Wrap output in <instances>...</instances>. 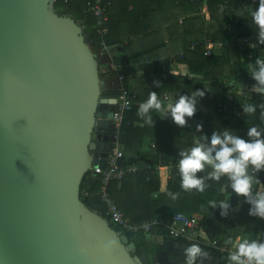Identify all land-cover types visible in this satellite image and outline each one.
I'll list each match as a JSON object with an SVG mask.
<instances>
[{"label": "water", "instance_id": "95a60500", "mask_svg": "<svg viewBox=\"0 0 264 264\" xmlns=\"http://www.w3.org/2000/svg\"><path fill=\"white\" fill-rule=\"evenodd\" d=\"M53 1L0 0V264H143L80 199L109 152L100 105L115 98L100 96L101 55Z\"/></svg>", "mask_w": 264, "mask_h": 264}, {"label": "trees", "instance_id": "16d2710c", "mask_svg": "<svg viewBox=\"0 0 264 264\" xmlns=\"http://www.w3.org/2000/svg\"><path fill=\"white\" fill-rule=\"evenodd\" d=\"M86 1L67 0L65 3V0H56L53 6L57 12L68 13L75 20L83 18L84 27L95 41L94 19L90 13H85ZM258 4L259 0H174V5L182 14H186L183 24L179 25L181 31L178 33V42H175L178 44L165 52L182 51V55L178 54L176 58L180 63L177 72L171 69L173 62L170 55L162 61H154L152 69L149 68L152 63L149 61L152 58L150 49L135 51L113 61L115 66L124 65V62L129 66L128 69L118 67V72L124 75L123 86L135 94L134 103L124 113L119 127L118 141L122 151L118 162L120 165L161 163L165 167L158 171L141 170L121 180L111 181L108 190L131 222L157 217L164 225L156 226L149 232L138 233L125 232L110 225L105 206L99 200L101 183L98 177H89V173L81 181L80 199L118 233L125 234L128 241L133 242L131 254L137 255L143 264H156L155 255L160 264H167L169 260L181 264L183 250L168 249L165 246L166 239L189 245L184 239L173 238L167 232L165 225L169 224L175 212L201 215L199 228L202 234L218 242L217 248L199 243L210 253V264H227L228 253L221 252L219 247L227 245L225 241L229 237L246 235L251 239H264V219L249 216L250 205L244 202V198L231 193V189L228 192L224 190L226 179L220 182L208 181L210 187L203 193L184 192L180 188L176 169L178 152L191 147L197 136L210 137L213 131L223 132L227 129L248 139L246 133L249 127L264 128L259 107L264 104V97L251 93L254 81L249 75L255 59H264V45L254 42L255 47H251L231 40L233 37L256 35L250 13ZM110 12L105 41L111 48L120 46L122 51L129 52L135 40L146 31L113 29ZM125 39L129 40L126 45L123 42ZM207 41L213 43L210 55L204 54ZM191 43H194L193 47ZM168 47L166 45L164 48ZM100 68L101 65L99 75L103 80ZM152 81H159L160 87L151 86ZM197 89L205 91V95L199 98L197 111L188 119L187 127L176 126L169 117L163 118V113H153V127L144 124L137 116L139 104L148 98L151 91H155L166 105L168 100L172 101L179 95H190ZM100 96L115 97L116 91L104 89L101 84ZM219 102L225 108L217 107ZM246 104L256 105L257 111L250 115L244 114L242 106ZM198 125L201 127L199 132L196 131ZM256 176L264 185V171ZM85 189L88 191L87 196H83ZM168 192L179 193V196L173 200L167 195ZM228 196L231 208L226 217L220 215L219 208L209 207L207 210L209 201L225 200Z\"/></svg>", "mask_w": 264, "mask_h": 264}, {"label": "clouds", "instance_id": "9594fccd", "mask_svg": "<svg viewBox=\"0 0 264 264\" xmlns=\"http://www.w3.org/2000/svg\"><path fill=\"white\" fill-rule=\"evenodd\" d=\"M250 17L256 29V43L264 45V0H259ZM256 43L250 46L255 47ZM249 75L254 81L251 93L264 97V59H255ZM153 84L160 87L159 81H153ZM204 95L205 91L197 89L190 95H179L165 105L158 94L151 91L148 98L139 104L137 116L144 124L153 127V113H163V118L169 117L176 126L184 128L188 126V119L195 115L199 98ZM259 107L264 119V104ZM242 110L244 114H254L257 106L246 104ZM196 131H201L199 125ZM246 135L248 139L226 129L223 132L213 131L210 137L197 136L191 147L178 152L176 169L180 188L184 192L203 193L210 187L208 181L226 179L224 190L228 192L231 189V193L244 198V202L250 205L249 216L264 219V185L256 176L264 171V128L249 127ZM167 195L175 200L179 193L168 192ZM229 196L225 200L209 201L207 210L209 207L219 208L220 215L226 217L231 208ZM203 235L206 238V234ZM225 243L231 249L227 264H264V239L229 237ZM181 256V264H204L210 253L199 243H192L183 248Z\"/></svg>", "mask_w": 264, "mask_h": 264}, {"label": "built area", "instance_id": "2783aa9c", "mask_svg": "<svg viewBox=\"0 0 264 264\" xmlns=\"http://www.w3.org/2000/svg\"><path fill=\"white\" fill-rule=\"evenodd\" d=\"M54 0L52 3H54ZM67 0H65V3ZM111 5V0H87L85 13H90L93 16L94 24V34L96 36L95 41L91 38L90 32L84 27V19H78L76 22L81 26L84 38L89 44L91 50L94 54H100L101 58L107 56L110 46L105 41V36L107 35V12L108 8ZM54 8V6H52ZM55 9V8H54ZM56 10V9H55ZM68 14V13H66ZM231 40L237 42H243L248 45L256 42L255 36H247L243 38L233 37ZM191 46H194V43H191ZM213 48V43L207 41L204 54L210 55V51ZM182 55V52L179 53V56ZM250 57V56H249ZM101 60V59H100ZM110 68H115L113 61H110ZM124 75L119 73L116 75V82L118 83L116 87L112 88L116 91L114 109L112 111L111 117V146L105 163L103 166H95L89 171V176L98 177L101 187L99 189V200L104 204L106 214L109 216L112 223L117 225L119 229L129 232V233H138V232H149L152 228L164 225L161 219L157 217L148 218L140 222H131L125 213L118 207L114 199L111 197L108 186L111 181L121 180L127 175L137 173L141 170L152 171L159 170L163 167L161 163H156L154 165L150 163L136 164L131 163L128 165H120L118 160L121 156V145L118 141L119 127L123 121L124 113L128 111L132 105L133 100L135 99V94L123 86L122 81ZM167 101V100H166ZM168 102V101H167ZM166 102V103H167ZM137 104V103H136ZM225 106L222 105V102H219L217 107ZM154 146V144H152ZM170 165H168L169 167ZM88 191L83 190V196H87ZM201 220V215L198 213L185 214L182 212H175L169 224L165 225L168 234L173 238L184 239L189 245L192 243H202L207 244L211 247H218V242L216 240H210L202 234L199 223ZM221 252H229V245H222L219 247Z\"/></svg>", "mask_w": 264, "mask_h": 264}, {"label": "crops", "instance_id": "0c3cea01", "mask_svg": "<svg viewBox=\"0 0 264 264\" xmlns=\"http://www.w3.org/2000/svg\"><path fill=\"white\" fill-rule=\"evenodd\" d=\"M108 12L112 15L113 29L144 30L146 32L140 34V38L135 40L133 45H131L132 47L129 52L122 51L120 46L115 48L110 47L109 52L106 54L107 56L100 60V72L104 76L103 82L108 78L116 80V75L119 74L118 67L123 69L129 68L126 62H124V65L110 68V61H116L117 58H121L123 55L127 56L135 51L144 49L151 50L150 55L152 58L149 61H152V63L149 64V68L152 69L154 61H162L165 56L170 55L173 62L171 65L172 71L178 69L180 63L177 62L176 58L182 51L175 50L169 54L165 53L166 50H171L173 46L178 44L175 42L178 41V33L181 31L179 25L183 24V19L186 17V14H182L181 10L174 5V0H111ZM173 32L177 33L172 34ZM128 41V39H125L123 41L124 45ZM166 45H169L167 49L164 48ZM151 86H154L153 81L151 82ZM247 238L250 237L247 236Z\"/></svg>", "mask_w": 264, "mask_h": 264}, {"label": "rangeland", "instance_id": "374dc122", "mask_svg": "<svg viewBox=\"0 0 264 264\" xmlns=\"http://www.w3.org/2000/svg\"><path fill=\"white\" fill-rule=\"evenodd\" d=\"M173 13H175V12H173ZM178 42V41H177ZM104 77V76H103ZM103 77H102V79H103ZM104 81V80H103ZM117 82H116V80H114V79H106V81L104 82V83H102V86H103V88L104 89H112V88H114V87H116L117 86ZM166 99H168V98H166ZM168 102H170V100L168 101ZM167 102V103H168ZM167 105V104H166ZM100 107L102 108V109H104V110H111L113 107H114V105H110V104H105V105H100ZM109 223H110V225H112V226H114L116 229H118L119 227L117 226V225H115L114 223H112L110 220H109ZM239 237H243V238H247V236L246 235H240V236H238V238ZM250 239V238H249ZM204 264H210V260L209 259H207V260H205L204 261Z\"/></svg>", "mask_w": 264, "mask_h": 264}, {"label": "flooded vegetation", "instance_id": "af4514ba", "mask_svg": "<svg viewBox=\"0 0 264 264\" xmlns=\"http://www.w3.org/2000/svg\"><path fill=\"white\" fill-rule=\"evenodd\" d=\"M106 98H114V97H106ZM114 107L111 109V111H113ZM103 135H106V138L109 142H111V134H112V126H111V121H108V127L106 130L102 131ZM94 137L97 135V133L95 132ZM106 140V141H107Z\"/></svg>", "mask_w": 264, "mask_h": 264}]
</instances>
